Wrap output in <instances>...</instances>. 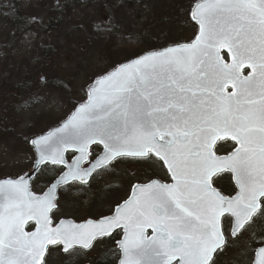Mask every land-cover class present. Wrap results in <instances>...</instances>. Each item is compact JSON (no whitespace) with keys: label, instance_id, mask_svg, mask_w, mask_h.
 Segmentation results:
<instances>
[{"label":"snow or ice","instance_id":"obj_1","mask_svg":"<svg viewBox=\"0 0 264 264\" xmlns=\"http://www.w3.org/2000/svg\"><path fill=\"white\" fill-rule=\"evenodd\" d=\"M190 16L191 42L101 74L58 127L27 141L33 175L49 165L59 174L39 195L27 173L0 180V264H47L51 245L76 257L119 228V264H216L230 238L259 244L241 264H264V0H198ZM221 141L234 142L227 155ZM128 161L166 169L172 182L133 185L111 216L52 226L59 190ZM223 173L235 195L214 186Z\"/></svg>","mask_w":264,"mask_h":264},{"label":"rangeland","instance_id":"obj_2","mask_svg":"<svg viewBox=\"0 0 264 264\" xmlns=\"http://www.w3.org/2000/svg\"><path fill=\"white\" fill-rule=\"evenodd\" d=\"M73 1L77 5L71 4L59 14L61 0H15L17 11H24L25 21L34 24L20 36L14 35L7 21L9 3L0 0V179H13L30 170L34 158L27 141L65 120L86 99L87 88L98 76L147 52L189 43L196 35L188 12L198 0ZM164 6L169 15L162 17L159 24L155 14ZM41 29L47 33L50 49L58 54L50 61V50L44 66L40 57L44 46ZM20 84L25 89H17ZM128 166L131 164L119 165L113 172L116 176H108L109 173L102 182H93L90 192L97 189L92 198L95 205L90 193L78 192L71 199L62 194L56 212L78 220L105 215L126 197ZM52 174V170L43 172L32 187L40 192ZM219 180L217 186L227 191L222 186L226 178ZM108 188L111 194L101 192ZM58 213L54 220L61 218ZM225 229L228 230V224ZM102 242L71 258L61 255L59 250L50 251L47 264H95L104 255ZM241 244L229 241L223 250L224 262L232 258L234 247ZM252 246L259 244L252 241L249 248ZM220 257L217 256L216 264H221Z\"/></svg>","mask_w":264,"mask_h":264},{"label":"flooded vegetation","instance_id":"obj_3","mask_svg":"<svg viewBox=\"0 0 264 264\" xmlns=\"http://www.w3.org/2000/svg\"><path fill=\"white\" fill-rule=\"evenodd\" d=\"M218 143H219V145H222L220 151L218 152V155H221V156L227 155L228 152L232 151V146H233L234 142H232V141H226V142L225 141H221V142H218ZM129 164H131V167L128 166L127 171H126V175H125V178L127 177V181H126V183L124 185V188H125L124 189V193L126 191V197H125V199L123 201H125L129 197V195L131 193V190L133 188V185H136V184H139V183H146V182H148L149 179H156V180H160L161 182H164V183H170L169 175L167 174V170L166 169H164L162 171L158 170V169H152L148 165L141 164V163H136V162H133V161H128L126 163V165H129ZM113 172H111L108 176H116L117 175L116 173H113ZM105 176H107V175H105ZM105 176L97 177L96 179L90 180L89 184L84 185V186H81V185H78V184H72L70 187L67 186V187L63 188L60 191V195L66 194L67 199H71L72 197L77 195L78 192H80L81 194L85 192V193H90V195H88V196L90 197V200H91L92 198H94L93 194L97 191V189L94 190L93 194H92V192H90L93 182L96 181V182L100 183V182H102L104 180ZM222 177H225L226 181L228 179L230 184H231V179H230L231 178V174L230 173H223L219 177H216L214 179H217V178L219 179V178H222ZM225 184L226 183L222 182V186L225 187ZM215 187L219 191H221L224 195H233L235 193V189L233 188L232 184H231V187H230L232 189L231 192L230 191L229 192L224 191L223 189H220L217 186H215ZM88 188H89V191H88ZM101 192H104L106 194H111L112 190L108 188V191H101ZM118 200H116V201H118ZM91 202H92V204H94L96 201L94 199H92ZM95 208L96 207H94L92 209V211H95ZM113 209L111 210V212L109 214H107V215H102L101 214V216L110 215L113 212ZM92 211L89 210L90 213ZM101 216L96 217V218H85L83 220L75 219L74 217H72L70 215L63 216V217L67 218V219H72V220L75 219L74 221L77 220L76 222H81V221H84L86 219H99ZM120 237H121V233L120 232H116L110 238L109 237L108 238H103V239H101V241H103V243L104 242L108 243V241H112L113 242V240H114V242H116V241H118L120 239ZM102 254L107 255V252L105 251V249L102 250ZM116 254H117V250H116Z\"/></svg>","mask_w":264,"mask_h":264},{"label":"trees","instance_id":"obj_4","mask_svg":"<svg viewBox=\"0 0 264 264\" xmlns=\"http://www.w3.org/2000/svg\"><path fill=\"white\" fill-rule=\"evenodd\" d=\"M7 3H9V10L7 13V21L10 25V28L12 30V32L14 33V35H20L23 34L24 30L27 29V27L29 28L30 26L34 25L33 23H28L25 21L24 16H25V12L24 11H20L18 12L16 9V4H15V0H5ZM77 5L76 3H74L73 0H61V4L59 6V9L57 10V12L59 14H62V10L66 9L69 5ZM13 7H14V11H13ZM160 7V6H159ZM168 7L164 6L163 9H159V13L155 14L158 15L159 18V24L160 23V19L162 17H168L169 13L168 12H164L165 10H167ZM71 14V12H66V15ZM40 31V30H39ZM42 33V38H43V48L40 51V57H41V66H44L46 64V58H48V52L51 50L52 54L50 57V61H53L57 58V53L50 49V44L48 43V39L46 38V31L45 29H41ZM25 85L24 84H20L18 88H24ZM55 174H52V177H54ZM264 233H260L259 231L257 232V235H261ZM113 242L109 241L107 244V248H111ZM237 245V244H236ZM242 248H241V247ZM255 247L252 246L251 248H248L247 250H245L244 246L238 245L237 247H234V253L231 259L227 260L226 262H224L223 257L225 252L222 251L218 257H220V261L221 264H241V261H248L250 259H252V255H253V251L252 249H254ZM216 260V259H215ZM115 254L114 252L111 253V255L109 256V258H105V259H100L96 264H115Z\"/></svg>","mask_w":264,"mask_h":264},{"label":"water","instance_id":"obj_5","mask_svg":"<svg viewBox=\"0 0 264 264\" xmlns=\"http://www.w3.org/2000/svg\"><path fill=\"white\" fill-rule=\"evenodd\" d=\"M194 6V5H193ZM193 6H192V8H193ZM192 8L190 9V11H189V18H190V20H191V16H190V13H191V11H192ZM191 22L192 23H194L196 26H197V29H198V25L195 23V21H193V20H191ZM198 32V31H197ZM87 92V91H86ZM62 123V122H61ZM60 123V124H61ZM59 124V125H60ZM58 125V126H59ZM58 126H56V127H58ZM56 127H54V128H56ZM54 128H52V129H54ZM52 129H50V130H52ZM49 130V131H50ZM48 132V131H47ZM46 132V133H47ZM45 134V133H44ZM29 146H30V148L32 149V152H33V154H34V160H35V158H36V154H35V152H34V149H33V147H32V145L29 143ZM93 146H95V145H93ZM92 146V147H93ZM102 147V146H101ZM67 154V153H66ZM65 154V155H66ZM59 167H62V166H59ZM65 171H66V169H64ZM27 174L29 175V176H32V179L36 176V174L35 175H33V171H32V166H31V169H30V171H28L27 172ZM24 175V174H23ZM170 176V175H169ZM170 179H171V177H170ZM4 180V179H3ZM32 181V180H31ZM31 181H30V184H31ZM78 182V181H77ZM172 182V181H171ZM79 183V182H78ZM232 183L234 184V186H235V188H236V191H238V189H237V187H236V185H235V182H234V180L232 179ZM47 190V189H46ZM45 190V191H46ZM131 194H132V191H131ZM113 215V214H112ZM226 216H227V214H226ZM230 219H232V218H230ZM87 221H89V220H87ZM87 221H84V222H82V223H74L73 221H71V220H60L59 222H57L53 227H55V226H57V225H59V224H61V223H65V224H68V223H73V224H77V225H79V224H84V223H86ZM30 223H32V224H34V228H33V230L32 231H35V229H36V224H35V221H29L28 222V224H30ZM28 224H26L25 225V228H26V226L28 225ZM117 230H121V232H122V238L121 239H123V229L122 228H119V229H116V230H114L113 231V233L115 232V231H117ZM149 232H151V230L149 229L148 230ZM230 231H231V224H230V230H229V235H230ZM112 233V234H113ZM51 246H56V245H51ZM60 247H61V251H62V249H63V245H59ZM117 248H118V244H117ZM118 250H119V248H118ZM63 252V251H62ZM64 253V252H63ZM255 257V252L253 253V258ZM117 264H119V259H118V263Z\"/></svg>","mask_w":264,"mask_h":264}]
</instances>
